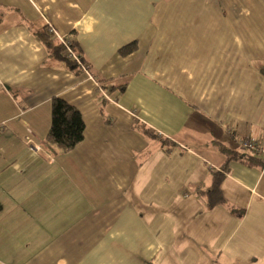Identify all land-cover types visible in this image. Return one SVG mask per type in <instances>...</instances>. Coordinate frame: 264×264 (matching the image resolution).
<instances>
[{"label": "crops", "instance_id": "0c3cea01", "mask_svg": "<svg viewBox=\"0 0 264 264\" xmlns=\"http://www.w3.org/2000/svg\"><path fill=\"white\" fill-rule=\"evenodd\" d=\"M48 24L91 76L48 56ZM53 96L85 122L69 151ZM239 136H264V0H0V264H264V158ZM212 169L237 211L206 206Z\"/></svg>", "mask_w": 264, "mask_h": 264}, {"label": "trees", "instance_id": "16d2710c", "mask_svg": "<svg viewBox=\"0 0 264 264\" xmlns=\"http://www.w3.org/2000/svg\"><path fill=\"white\" fill-rule=\"evenodd\" d=\"M33 33L45 46L48 56L63 61L66 67L76 73L83 70L81 64L86 65L88 70H90V66L85 63L82 52L76 41L71 37L68 36L70 38L69 47L77 55L79 61L67 56L65 52V45L60 42L52 32H49L48 25L33 31ZM136 47L137 42L132 41L122 46L119 49V52L121 55L125 56L133 52ZM109 80L111 81L112 79ZM97 81L101 86L103 85L105 88L108 87L110 91H122L127 84L126 78L118 83L106 84V81L108 80L97 76ZM50 107L51 121L49 129L45 135V141L59 150H72L80 141H82L84 137L85 122L80 110L76 106L58 96H53L51 98ZM141 130L144 134L149 135L147 129L143 128ZM163 142L166 143V140L164 139ZM233 157L244 161H259L261 159L260 156L248 152H234ZM223 177V172L212 169L209 172V186L207 189L201 191L200 194L205 197L206 206L208 208H212L215 205H223L231 212L237 211V208L230 204L223 195L221 189Z\"/></svg>", "mask_w": 264, "mask_h": 264}, {"label": "built area", "instance_id": "2783aa9c", "mask_svg": "<svg viewBox=\"0 0 264 264\" xmlns=\"http://www.w3.org/2000/svg\"><path fill=\"white\" fill-rule=\"evenodd\" d=\"M48 30L49 32H52L53 35L65 45L66 48L65 52L67 56L79 61L77 55L69 47L70 38L68 37V35H63L58 33L51 24H48ZM81 67L86 73L90 74L88 67L86 65L81 64ZM101 92L106 99L111 100V98L108 96V94L105 91L101 89ZM27 141L30 142L28 137H27ZM237 142L239 143L240 149L246 151L250 150L254 153L261 155L264 158V136L259 138H253L250 136H239L237 137Z\"/></svg>", "mask_w": 264, "mask_h": 264}]
</instances>
